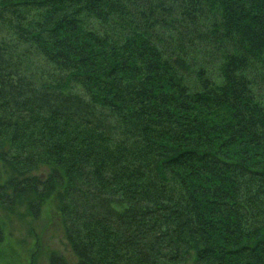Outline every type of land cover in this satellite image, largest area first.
Segmentation results:
<instances>
[{
    "label": "trees",
    "instance_id": "obj_1",
    "mask_svg": "<svg viewBox=\"0 0 264 264\" xmlns=\"http://www.w3.org/2000/svg\"><path fill=\"white\" fill-rule=\"evenodd\" d=\"M4 30L0 213L55 207L49 264H264V0H0Z\"/></svg>",
    "mask_w": 264,
    "mask_h": 264
},
{
    "label": "rangeland",
    "instance_id": "obj_2",
    "mask_svg": "<svg viewBox=\"0 0 264 264\" xmlns=\"http://www.w3.org/2000/svg\"><path fill=\"white\" fill-rule=\"evenodd\" d=\"M2 33L0 40L13 43L14 37L9 31L4 30ZM16 53L17 58H24L39 68L40 58L25 57L27 55L22 51ZM212 76L217 77L216 73ZM63 227L61 216L55 207L49 205L43 207L37 217L20 220L0 213V264H49L50 256L55 253L71 258L74 263Z\"/></svg>",
    "mask_w": 264,
    "mask_h": 264
}]
</instances>
